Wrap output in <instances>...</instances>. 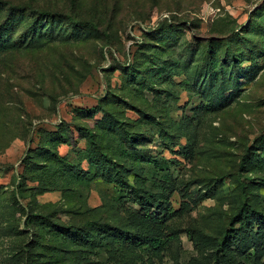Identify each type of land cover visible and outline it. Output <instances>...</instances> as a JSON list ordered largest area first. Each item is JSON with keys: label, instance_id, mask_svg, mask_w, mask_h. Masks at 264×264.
Returning a JSON list of instances; mask_svg holds the SVG:
<instances>
[{"label": "rangeland", "instance_id": "rangeland-1", "mask_svg": "<svg viewBox=\"0 0 264 264\" xmlns=\"http://www.w3.org/2000/svg\"><path fill=\"white\" fill-rule=\"evenodd\" d=\"M4 1L0 264H264V0Z\"/></svg>", "mask_w": 264, "mask_h": 264}, {"label": "trees", "instance_id": "trees-1", "mask_svg": "<svg viewBox=\"0 0 264 264\" xmlns=\"http://www.w3.org/2000/svg\"><path fill=\"white\" fill-rule=\"evenodd\" d=\"M0 4L8 5L11 8H13L14 10L21 11V12H23V11H29L30 13H32L34 15H38V16H40L42 18H48V17L57 18L58 16L64 17V15H62V14H55L53 12L41 11V10H39L37 8L32 7L31 5H24L22 7L21 6H13V5H11L10 2H5L4 0H0ZM74 24H76V26H78V27H87L89 29H92L93 31L94 30H96V31L98 30L97 27L94 24H92V23H84L83 22V23H74ZM57 133L58 132H56V134ZM56 134L53 132V134H51V135H56ZM83 137L85 139H88L91 142V144L93 146H95V150H92L91 148L87 149L86 151L79 150L78 153L80 155H82V159L83 160H86V161H89V162H93V163L94 162L99 163V161H100L102 164H104L106 167H108V170H110L109 174L112 172V174H114L117 177H119V180L118 181L120 182L122 180V178H123V168H120L119 169L118 164L115 163V162H113L112 160H108V159H105L104 161L102 160V157L100 156V154H102V153L100 151L97 152L98 151V146H97L98 143L96 142L94 135H91V136H83ZM51 155L55 159H57L58 162H60V166L55 171L51 169V171H48L46 173L49 176L50 175H53L55 173L61 174V176H59L58 178L60 180L63 178L62 180H65L64 186H66V184L68 183V179L70 177H72V178H70V180H72L76 172H73L68 167L65 168V165L63 163H61V162H63V160H61V159L58 158V156H57L58 154L56 152H52ZM247 162L249 164L251 163V158L250 157L247 159ZM55 176H56V174H55ZM38 181H40V180H38ZM41 181H44V180H41ZM53 183L56 184V185L59 183L58 185H60L61 182H58V181L55 180V181H53ZM159 185L162 187V191L163 192L164 191H168V190H170L172 188V184H170L169 179L166 176H164L162 178V180L160 181ZM174 191L175 190L172 189L171 194H173ZM135 192L138 193V191H136V190H135ZM249 211L250 210H249L248 207H245L241 211V213H240V215H242L241 222L247 220L246 217H247ZM36 218L38 219V222L37 223L39 224V226L45 227V229H48L49 231H52V233H53V235H55V237L64 239L65 234L63 232H61L60 230H58V229H61L62 228L61 226H59V225L54 226V227H56V229H55V228H53L52 225H50V220H49L48 217L36 216ZM62 229H64V228H62ZM67 230H70V229H67ZM231 240H232V236L229 235L228 238H227V241L230 242ZM149 243H151L155 247H157L159 245V243L158 242H155V240H149ZM220 251L223 252V253L225 252L224 248H221ZM224 257L226 259H228V256L226 254H224Z\"/></svg>", "mask_w": 264, "mask_h": 264}]
</instances>
